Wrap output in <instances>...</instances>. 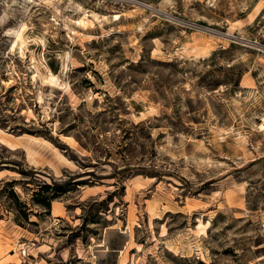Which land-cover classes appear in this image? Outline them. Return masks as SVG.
I'll list each match as a JSON object with an SVG mask.
<instances>
[{
	"label": "rangeland",
	"instance_id": "rangeland-1",
	"mask_svg": "<svg viewBox=\"0 0 264 264\" xmlns=\"http://www.w3.org/2000/svg\"><path fill=\"white\" fill-rule=\"evenodd\" d=\"M0 172V264H264V0H0Z\"/></svg>",
	"mask_w": 264,
	"mask_h": 264
},
{
	"label": "bare ground",
	"instance_id": "bare-ground-1",
	"mask_svg": "<svg viewBox=\"0 0 264 264\" xmlns=\"http://www.w3.org/2000/svg\"><path fill=\"white\" fill-rule=\"evenodd\" d=\"M262 127V126H261ZM20 138V137H19ZM6 143L10 146L11 149H15V146L16 144H13L12 142L10 141H6ZM1 173V172H0ZM56 214V209L53 208V215ZM14 250V247L10 250V251H13Z\"/></svg>",
	"mask_w": 264,
	"mask_h": 264
}]
</instances>
